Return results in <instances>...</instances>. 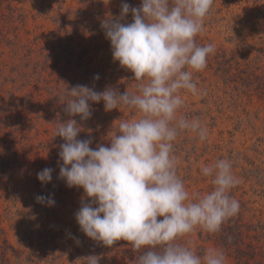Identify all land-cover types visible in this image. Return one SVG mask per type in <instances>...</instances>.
<instances>
[{"label":"rangeland","instance_id":"374dc122","mask_svg":"<svg viewBox=\"0 0 264 264\" xmlns=\"http://www.w3.org/2000/svg\"><path fill=\"white\" fill-rule=\"evenodd\" d=\"M10 3L16 7V17L9 21L6 33L10 32V38L4 39L3 22L0 25L4 51L0 55V133L15 144L16 164L11 175L0 180V264H85L79 259L88 255L100 256V264H126L122 252L126 253L124 247L130 242L105 247L81 231L75 213L84 196L82 189L68 187L59 179L62 185L55 182V186H67L63 193L67 198L55 195V205L48 207L37 203L35 197L48 196L37 173L46 167L60 168L59 145L64 143L56 136L60 122L76 119L83 128L78 139L91 138V147L96 148L110 146L107 140L116 130L117 120L138 118L136 111L124 107L105 111L103 102L91 104L92 115L86 121L69 117L65 104L71 87L64 82V63L67 58L73 60L70 74H75L77 82L90 81L98 74L99 80L86 83L97 91L111 86L121 93H134L136 81L113 60L101 23L108 16L119 17L122 3L139 7L141 0ZM123 22L131 23V14ZM197 37L213 44L215 51L207 67L193 74L203 94L182 93L185 103L178 116L199 118L209 134L205 141L190 131L178 135L174 142L177 173L190 194H204L214 185L211 177L201 174L202 167L220 159L232 162L239 180L229 193L240 203L235 219L241 222L246 241L251 239L257 246L258 263L264 264V104L226 85L234 73L227 62L257 58L264 68V0H215ZM8 41L11 45H6ZM218 60L220 66L215 63ZM21 72L23 76L18 77ZM24 83L31 86L28 96ZM30 96L43 103L28 104ZM217 236L197 227L179 242L201 257L210 249L222 250L225 264H236L232 251L224 249Z\"/></svg>","mask_w":264,"mask_h":264},{"label":"clouds","instance_id":"9594fccd","mask_svg":"<svg viewBox=\"0 0 264 264\" xmlns=\"http://www.w3.org/2000/svg\"><path fill=\"white\" fill-rule=\"evenodd\" d=\"M110 0H108V3ZM215 0H141L139 7L122 3L119 17L101 23L110 41L115 62L130 71L136 91L77 84L67 89L65 112L69 117L90 119L91 104L103 102L105 111L124 107L138 118L119 119L107 142L92 148L91 138L78 139L83 128L76 119L60 122L56 136L62 161L59 178L68 187L82 189L84 196L75 219L81 231L105 247L127 241L142 251L137 264H225L222 250L210 249L201 257L179 240L197 227L210 233L240 211V203L229 193L239 180L232 162L217 160L202 167L211 177L210 192L187 190L177 173L174 142L183 131L195 133L200 141L208 129L199 118L178 116L184 106L182 93L202 95L193 74L207 67L213 44L199 45L196 37ZM131 14L132 22H123ZM99 80V75L94 77ZM55 136V137H56ZM53 169L37 173L42 184L52 181ZM37 203L52 207L53 195H37ZM77 243L79 241L77 240ZM79 260L100 264L101 257Z\"/></svg>","mask_w":264,"mask_h":264},{"label":"trees","instance_id":"16d2710c","mask_svg":"<svg viewBox=\"0 0 264 264\" xmlns=\"http://www.w3.org/2000/svg\"><path fill=\"white\" fill-rule=\"evenodd\" d=\"M10 1L11 0H0V25H1V22H3L2 33L4 34L5 32L4 34L5 40L10 38L9 37L10 32L6 36V33L9 30L8 28L9 21L14 20V17H16V7H13ZM200 40L202 39L196 37V42L199 45H202V46L207 45L205 42L200 41ZM8 42L9 43H6V45H11V42L10 41ZM15 45H16V42H15ZM2 46L3 44H2V41L0 40V55L4 52V51H1ZM15 51H16V48H15ZM111 56H112V53H111ZM212 56L213 54L209 55V57L207 58V63L210 62L208 60ZM72 61L73 60L71 58H67L66 63H64V65L66 64V70H67V76L64 82L69 87L75 86L77 84L87 85L86 84L87 82H91L92 80L95 81L94 79L90 81L86 79H79L78 82L75 81V74H70V72H72L71 70L73 69ZM215 63L220 66L219 60L215 61ZM227 64H228L227 65L228 69L230 67L234 68V73H232L229 76V79L227 80L228 82L226 85L227 86L230 85L232 87L231 90L237 91L240 95L248 97L249 99L256 98L264 104V68L261 67L260 61L257 58H253V59L244 58L242 61H236L235 63L227 62ZM25 66H29V65H25ZM19 76L20 77L23 76L22 72L18 75V77ZM14 80H15V77L12 81L13 83H14ZM28 84L29 83H24V87L28 88V90H26L27 96L28 94H31V91L29 90L31 86H29ZM27 103L31 105H36V104L43 103V101L41 102L39 100H36V98H34L33 96L32 97L30 96V99L27 101ZM14 145L15 144L12 141L11 143L10 142L8 143V140L4 139V137H2L0 133V180L10 176L11 170L16 164V149ZM59 179H60L59 169H55L53 171L52 181L50 183L44 184V186L47 187L48 195L50 194L53 196L59 195L58 197L64 200V198L66 197V195H63L64 188H66L67 186L56 188V186H58V183L60 184V186L62 185V182H58ZM55 182H58L56 183V186H55ZM60 196H63L64 198ZM237 215L234 216V219L229 218L223 223L220 231L215 233L218 235L216 239L217 241L222 242V247L224 249H228L229 251L230 250L232 251L233 259L236 264H260L258 263L257 246L253 243V241H251V239L246 241V237L241 230V225H240L241 222L235 219ZM0 232H2V229H0ZM1 240L2 239L0 236V243H1ZM123 242L124 244L127 243V241H123ZM124 248H126L124 249L126 253L122 252V259L124 257L126 264H131V263L137 264L138 258L142 254L143 250H140V251L134 250L131 243H130V246L124 247Z\"/></svg>","mask_w":264,"mask_h":264}]
</instances>
